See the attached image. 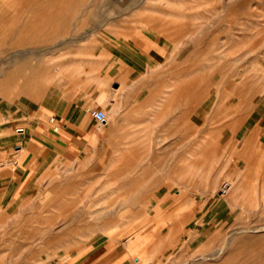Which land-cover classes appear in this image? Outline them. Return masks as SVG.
<instances>
[{
    "label": "rangeland",
    "instance_id": "1",
    "mask_svg": "<svg viewBox=\"0 0 264 264\" xmlns=\"http://www.w3.org/2000/svg\"><path fill=\"white\" fill-rule=\"evenodd\" d=\"M111 1L6 5L36 7L41 29L24 46L18 28L0 37V78L20 60L29 83L0 95L11 139L68 99L102 109L110 136L11 187L0 264H264V0H134L123 15ZM125 46L152 54L128 105L106 85Z\"/></svg>",
    "mask_w": 264,
    "mask_h": 264
},
{
    "label": "crops",
    "instance_id": "2",
    "mask_svg": "<svg viewBox=\"0 0 264 264\" xmlns=\"http://www.w3.org/2000/svg\"><path fill=\"white\" fill-rule=\"evenodd\" d=\"M6 1L7 0H0V37L2 36L4 38H8L11 34L10 32L13 31V28H18L17 30L20 32L16 37L19 41L18 46H24L27 44L25 43V39L26 37L29 38V36L31 37L30 40L37 41L41 39V29L39 27L40 22L37 16L39 13L37 8L33 6L26 8L21 6L8 8L6 6ZM134 4H137L134 0H116L108 2L106 6L109 5L111 8L118 7L125 10L121 13V15H123L129 13L131 11V5ZM11 10H18L17 14H19V17H8ZM26 13L30 14V16L25 18L24 15H26ZM27 20L28 22H26ZM47 29H49L48 39L57 37V29L54 25L48 24ZM3 31H5L4 34L2 33ZM123 52L124 53L117 56L115 61L109 62L110 64H113L108 70H112L113 72L107 75L109 79L106 80V85L107 82L108 85L109 82L113 83V78L118 79L119 88H116L115 91H113L116 103L123 100L125 104L128 105L129 102L135 98L136 91L141 85L143 79L146 77L143 75V72L146 70H140L141 65L145 64L148 66L150 60L152 59V54L150 52L139 53L131 47L126 46ZM17 62L19 64H16L13 69L8 72V74L5 73L0 78V81L4 80V82L0 85L2 93L0 94L1 96H6L8 94L5 91L6 86H11V84L18 79L25 82V87H27L26 85H29V83H27L28 79L27 81L25 80L27 77L20 74L21 71L26 69V64L21 65L22 63H20V60H17ZM122 65L124 66V71L129 72L130 76H128V74L120 76V74L124 72L122 71ZM16 83L17 82L14 84ZM123 83L127 88L125 91H122ZM18 84H20V82ZM27 90L28 89H25L23 93H32L30 90ZM100 93V100L98 102L99 105L102 104L101 98L107 96L106 89H104V91L102 90V92L100 91ZM95 102L96 101L90 103ZM165 102L166 101H164V103ZM54 112L56 115L55 118H52L49 121L39 118L40 120L37 121V125L30 126L29 131L24 130L19 138L11 139L10 130L12 127H10V123L15 125V123L19 122V117L17 114L11 116L9 112L5 114L0 111L1 207L12 206L7 199V193L16 183H24L25 188H28L27 185L34 178L33 167L36 164L40 167H46L49 163L55 162V160L71 162L79 154H95V152H99L98 148L106 147V143L104 141L110 136L107 119L102 123L96 122L89 114V110L82 108L80 102H77L76 104L75 101L71 102L69 99L63 102L60 108ZM254 127L257 128L258 126ZM28 135L30 137V141L26 142ZM262 135L263 134H261V136ZM14 140H18L20 143L24 144L21 149L17 150L15 153L12 152V141ZM254 143L259 145L260 143L264 144V140L260 138L259 141H254ZM34 146H37L39 150H32V147ZM199 173L202 174L201 172H195L192 174L199 175ZM217 184L218 182L214 183V187L217 186ZM2 193H4V195H2Z\"/></svg>",
    "mask_w": 264,
    "mask_h": 264
},
{
    "label": "built area",
    "instance_id": "3",
    "mask_svg": "<svg viewBox=\"0 0 264 264\" xmlns=\"http://www.w3.org/2000/svg\"><path fill=\"white\" fill-rule=\"evenodd\" d=\"M89 113L98 123H102L106 120V113L102 109H93L90 110Z\"/></svg>",
    "mask_w": 264,
    "mask_h": 264
},
{
    "label": "bare ground",
    "instance_id": "4",
    "mask_svg": "<svg viewBox=\"0 0 264 264\" xmlns=\"http://www.w3.org/2000/svg\"><path fill=\"white\" fill-rule=\"evenodd\" d=\"M7 2V5H9V6H11L10 5V3H11V0H7L6 1ZM8 6V7H9ZM122 84V83H121ZM125 90H127V88H126V86H125V84L123 83V85H122V91H125ZM128 100V99H127ZM106 119H107V114H106ZM249 139V138H248ZM247 142V145H246V149H245V151H244V153H246V152H249L250 151V148H251V144H252V142H251V140L250 141H246ZM254 143V142H253ZM255 150V149H254ZM253 150V151H254ZM254 153V152H253ZM199 154H201V153H199ZM226 190V189H225ZM145 222H147L146 220H145ZM264 230V229H263ZM263 230H262V232H263ZM225 241H226V239H225ZM224 243V242H223ZM228 244V243H227ZM225 245V244H224ZM227 247V246H226ZM227 249V248H226ZM221 250H223V249H221ZM226 251V250H225Z\"/></svg>",
    "mask_w": 264,
    "mask_h": 264
}]
</instances>
